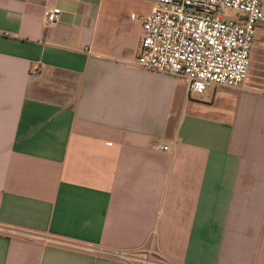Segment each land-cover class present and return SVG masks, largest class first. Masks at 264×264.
Segmentation results:
<instances>
[{
	"label": "crops",
	"instance_id": "crops-1",
	"mask_svg": "<svg viewBox=\"0 0 264 264\" xmlns=\"http://www.w3.org/2000/svg\"><path fill=\"white\" fill-rule=\"evenodd\" d=\"M151 11L0 0V264H264V46L240 88L190 95L136 65Z\"/></svg>",
	"mask_w": 264,
	"mask_h": 264
},
{
	"label": "built area",
	"instance_id": "built-area-1",
	"mask_svg": "<svg viewBox=\"0 0 264 264\" xmlns=\"http://www.w3.org/2000/svg\"><path fill=\"white\" fill-rule=\"evenodd\" d=\"M150 1L151 13L141 17L143 37L137 66L182 79L190 95H201L211 86L238 89L247 81L256 31H264V0ZM229 10L237 16L227 17ZM60 14L59 8L47 11L45 24L56 23ZM3 230L20 234L12 228ZM53 242L75 250L100 252L73 242ZM107 254L128 264H175L152 248L144 253Z\"/></svg>",
	"mask_w": 264,
	"mask_h": 264
},
{
	"label": "rangeland",
	"instance_id": "rangeland-1",
	"mask_svg": "<svg viewBox=\"0 0 264 264\" xmlns=\"http://www.w3.org/2000/svg\"><path fill=\"white\" fill-rule=\"evenodd\" d=\"M225 15L230 18L237 16V12L229 10L226 11ZM256 46H264V31L262 29H257L255 37ZM251 80L255 81V85L264 89V54L262 63H256L252 71Z\"/></svg>",
	"mask_w": 264,
	"mask_h": 264
}]
</instances>
